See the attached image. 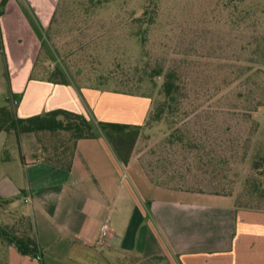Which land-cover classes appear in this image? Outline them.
I'll return each mask as SVG.
<instances>
[{
  "label": "crops",
  "instance_id": "obj_1",
  "mask_svg": "<svg viewBox=\"0 0 264 264\" xmlns=\"http://www.w3.org/2000/svg\"><path fill=\"white\" fill-rule=\"evenodd\" d=\"M27 1L31 6L10 0L0 20L11 87L4 106L10 102L20 118L57 109L81 114L96 134L77 143L68 171L36 159L34 136L23 137L19 146L13 134L0 133V197L15 199L13 206L30 216L45 263L127 264L165 257L170 264H264V213L238 210L229 196L176 189L183 185L176 170L167 173L159 160L146 164L140 158L144 129L108 137L98 127L146 126L151 98L71 78L67 84L48 80L38 65L34 21L48 28L57 0ZM7 262L40 264L13 247Z\"/></svg>",
  "mask_w": 264,
  "mask_h": 264
},
{
  "label": "rangeland",
  "instance_id": "obj_2",
  "mask_svg": "<svg viewBox=\"0 0 264 264\" xmlns=\"http://www.w3.org/2000/svg\"><path fill=\"white\" fill-rule=\"evenodd\" d=\"M88 2L57 0L53 6L60 4V11L53 25L45 28L34 21L41 44L39 68L45 73L64 68L74 83L93 86L97 83L77 76L79 68L88 76L120 66L119 75L133 82L109 89L149 94L154 108L163 99L164 78L156 89L146 81L138 85L143 65L150 61L149 68L159 64L177 71L182 88L177 109L144 129L137 146L140 158L146 164L159 160L167 173L177 171L181 189L230 194L235 203L249 204L246 180L254 160L264 155V0H109L86 20L80 8L93 6ZM13 4L31 6L27 0ZM146 6H156L159 17L147 35L148 59L142 62L144 51L126 12L142 13ZM3 49L0 44V107L11 96ZM173 134L184 135V142L170 145ZM209 155L219 157L222 165ZM246 207L240 210H263L264 203Z\"/></svg>",
  "mask_w": 264,
  "mask_h": 264
},
{
  "label": "trees",
  "instance_id": "obj_3",
  "mask_svg": "<svg viewBox=\"0 0 264 264\" xmlns=\"http://www.w3.org/2000/svg\"><path fill=\"white\" fill-rule=\"evenodd\" d=\"M10 0L0 1V20L6 11V7ZM88 4L93 6H81L80 11L83 12L86 20H91L97 15L99 9L105 6H100L102 3H107L109 0H88ZM61 3V2H60ZM108 7V6H106ZM60 4L56 6L54 15L52 17L50 26L57 20V16L60 11ZM142 13L136 11L126 12L128 17L132 19L133 27H135V38L138 41L144 53L141 61L148 59V54L145 52V43L147 35L150 32L151 27L154 25L159 17V12L156 6H146ZM131 23V24H132ZM88 24V22L86 23ZM49 26V27H50ZM87 25H84L78 30L81 32L83 29H87ZM82 33V32H81ZM0 44L3 47V38L0 25ZM39 59V58H38ZM39 63V62H38ZM150 61L145 62L143 65V76L139 78L138 85H142L145 81L151 84L152 89H156L158 79H162L163 83L159 89V96L162 97V101H159L154 108V100L149 94L134 93L128 90L109 89V86H128L132 79L128 76L126 79L119 75L118 68L104 71L98 74V71L83 72L82 68L77 70V76H86L89 82H95V87L98 89L112 91L116 93H123L128 95L144 96L152 99L153 108L150 113L149 119L144 127H131L129 125L113 124V123H98V127L107 135L118 134L126 135L129 132L138 133L147 126L154 122L161 120L165 112L167 111L170 116L176 111V103H178L179 95H181L182 88L179 86V75L175 70L165 71L162 65L156 64L154 68H149ZM48 80L56 84H67L68 75L64 68L57 67L54 71L48 72ZM9 102V101H8ZM0 133L13 134L18 145H21V139L25 136L32 135L36 138L39 145V153L36 159L50 164L54 167L64 170H71L74 161V155L77 143L83 139H93L96 137L94 124L88 120L84 115L70 112L63 109H57L50 112H46L41 115H36L28 118H20L16 114L15 109L10 102L3 107H0ZM184 135H171L168 139L170 145L176 141L179 143L184 142ZM193 148L200 149L199 145L193 144ZM205 151V150H203ZM212 161H215V165H222V160L216 155H209ZM199 161L202 160L203 155L198 156ZM125 159V158H124ZM124 161L127 162L125 159ZM176 189H181L180 187ZM247 194L251 197L248 201L249 204H255L256 206L264 203V155H259L253 162L252 173L248 176L245 184ZM184 190V189H181ZM193 192H201L195 190H188ZM219 195V194H216ZM229 196L234 199L230 194L223 195ZM16 203L15 199H4L0 197V264H8L7 262V250L11 247L23 257H28L37 260L40 264H46L42 249L38 244V240L34 231V226L30 216H28L22 208L14 207ZM246 205V206H247ZM234 206L236 209L247 208L242 204L241 199L237 200ZM246 211V210H243ZM250 212H264V209H251ZM160 262H166L170 264L165 257H153L148 259H128L127 264H159Z\"/></svg>",
  "mask_w": 264,
  "mask_h": 264
},
{
  "label": "built area",
  "instance_id": "obj_4",
  "mask_svg": "<svg viewBox=\"0 0 264 264\" xmlns=\"http://www.w3.org/2000/svg\"><path fill=\"white\" fill-rule=\"evenodd\" d=\"M15 103H16V102H15ZM106 235H107V232H104V233H103V236H106ZM99 243H101V242H99Z\"/></svg>",
  "mask_w": 264,
  "mask_h": 264
}]
</instances>
